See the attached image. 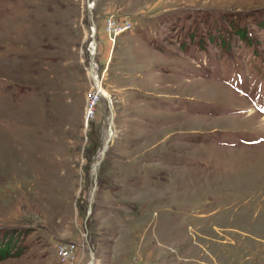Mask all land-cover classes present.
Listing matches in <instances>:
<instances>
[{
	"label": "rangeland",
	"instance_id": "rangeland-1",
	"mask_svg": "<svg viewBox=\"0 0 264 264\" xmlns=\"http://www.w3.org/2000/svg\"><path fill=\"white\" fill-rule=\"evenodd\" d=\"M0 75V264H264V0H0Z\"/></svg>",
	"mask_w": 264,
	"mask_h": 264
},
{
	"label": "built area",
	"instance_id": "built-area-1",
	"mask_svg": "<svg viewBox=\"0 0 264 264\" xmlns=\"http://www.w3.org/2000/svg\"><path fill=\"white\" fill-rule=\"evenodd\" d=\"M129 21H124L121 24L116 23L112 17L107 18L105 23V28L110 35V41L112 43L113 36L116 30L124 28ZM73 249L74 245L72 244H59L57 247V255L61 258V262L68 263V259H73Z\"/></svg>",
	"mask_w": 264,
	"mask_h": 264
},
{
	"label": "bare ground",
	"instance_id": "bare-ground-1",
	"mask_svg": "<svg viewBox=\"0 0 264 264\" xmlns=\"http://www.w3.org/2000/svg\"><path fill=\"white\" fill-rule=\"evenodd\" d=\"M131 28V24L128 22V24H126L125 25V27L124 28H120L119 30H116L115 31V33H114V36H118L120 33H122V32H124V31H126V30H128V29H130ZM93 31H94V29H93ZM91 46L92 47H94V42H92L91 43ZM11 59L9 60V67L11 68V72H17L18 71V67H17V64H19V61H18V56H19V54H16L15 52H12L11 54ZM93 67V66H92ZM90 68V67H89ZM16 69V70H15ZM92 69V68H91ZM93 70V69H92ZM91 70V71H92ZM4 72H5V70H4ZM89 72V71H88ZM9 73V72H8ZM93 73V72H92ZM1 74H2V72H1ZM90 74H91V72H90ZM89 75V74H88ZM1 76V75H0ZM2 76H3V74H2ZM91 76V79H92V82H93V85H94V87L96 88V89H98V92H99V94H100V96L101 97H107V94L106 93H104L103 94V90H102V87H101V85H100V81H99V78L98 77H96V76H93V74H91L90 75ZM10 77V76H9ZM14 77V76H13ZM6 80V79H5ZM11 83H13V82H11ZM95 91V90H94ZM91 92V91H90ZM92 94V93H91ZM88 107V106H87ZM91 109V108H90ZM89 114V113H88ZM88 116V115H87ZM56 253H57V251H56ZM59 257V256H58ZM60 258V257H59ZM60 260H61V258H60Z\"/></svg>",
	"mask_w": 264,
	"mask_h": 264
},
{
	"label": "trees",
	"instance_id": "trees-1",
	"mask_svg": "<svg viewBox=\"0 0 264 264\" xmlns=\"http://www.w3.org/2000/svg\"><path fill=\"white\" fill-rule=\"evenodd\" d=\"M7 249H1L0 248V259L7 258Z\"/></svg>",
	"mask_w": 264,
	"mask_h": 264
}]
</instances>
